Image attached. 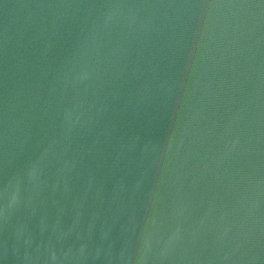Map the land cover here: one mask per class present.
<instances>
[{"label":"water","instance_id":"obj_1","mask_svg":"<svg viewBox=\"0 0 264 264\" xmlns=\"http://www.w3.org/2000/svg\"><path fill=\"white\" fill-rule=\"evenodd\" d=\"M0 264H264V0H0Z\"/></svg>","mask_w":264,"mask_h":264}]
</instances>
